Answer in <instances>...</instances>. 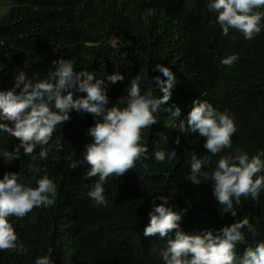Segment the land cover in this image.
<instances>
[{
    "label": "trees",
    "instance_id": "trees-1",
    "mask_svg": "<svg viewBox=\"0 0 264 264\" xmlns=\"http://www.w3.org/2000/svg\"><path fill=\"white\" fill-rule=\"evenodd\" d=\"M0 1L8 9L0 15V92L19 93L20 89L14 87L16 77L21 72L29 74L38 49L44 46L62 48V56L77 59L96 77L122 74L125 80L114 85L109 107L126 106L128 91L121 94L122 85L137 75L141 77L143 92L155 86L151 82L153 76L165 79L161 73L151 71L157 63L169 68L176 77L168 101L173 104L172 110L161 106L158 123L145 129L142 135L141 143L149 148V159L138 161L119 184L108 180L104 187L107 206L97 205L88 195L86 198L77 155L67 154L64 149L65 139H69L71 148L77 149L84 134L82 124H86L88 133L98 118L93 117L89 124L83 115L71 112L70 120L57 126L58 143H50L48 159L58 163L53 168L68 177L71 211L77 222L68 223L56 208L35 211L18 222L16 232L28 254L0 252V264H35L49 249L53 264H144L142 261L151 255L150 251L157 260L170 236L163 240L158 236L144 237L143 229L148 224L152 200L158 196L168 198L167 206L173 211L187 210L182 213L180 225L187 234L210 230L217 235L222 227L248 218L260 235L253 238L246 228L242 229L246 242L237 245L238 256L248 245L264 241V190L256 201L250 197H242L239 205L234 201L237 216L232 217L219 211L212 194L213 181L202 175L199 185L190 180L192 154L198 158L209 156L211 163L201 171L211 173L220 156L235 155L236 148L250 157L264 151V15L260 35L249 41L243 34L232 40L231 35L220 33L215 22L217 14L207 8L210 0H112L110 6L104 0H88L98 15L93 19L83 15L81 22L86 27L76 22L70 27L61 24L58 8L62 0ZM187 7L189 15L181 11ZM257 11L264 14V8ZM177 14L196 36L185 31V26L176 19ZM113 39L119 40L124 48L106 45ZM83 42H95L97 47L85 46ZM234 53L239 54V59L233 66L221 64L222 59ZM160 96L162 93L158 92ZM122 98L125 104L119 103ZM193 100H207L217 110H227L232 115L237 132L232 137L231 149L211 156L203 148V137L180 132L178 124L186 118ZM176 107L181 110L179 117L172 116ZM0 122L12 127L7 121ZM177 137L179 145L175 143ZM17 142L9 134L0 133L1 150H14ZM172 149L176 151L175 159L155 162V151ZM43 162L35 163L52 174L53 169ZM30 163L31 158L5 159L0 166L31 182L40 173L30 172ZM159 203L157 199L156 204ZM77 230L88 235L89 244L83 250H74L70 243V235ZM107 241L119 242L124 247L112 251Z\"/></svg>",
    "mask_w": 264,
    "mask_h": 264
},
{
    "label": "clouds",
    "instance_id": "clouds-1",
    "mask_svg": "<svg viewBox=\"0 0 264 264\" xmlns=\"http://www.w3.org/2000/svg\"><path fill=\"white\" fill-rule=\"evenodd\" d=\"M104 2L108 6L113 4L112 0ZM207 8L209 12L217 14L216 28L224 36L231 35L232 40L243 34L244 39L250 41L262 31L264 14L257 10L264 8V0H210ZM181 11L186 15L191 14L188 7ZM58 14L65 27L75 22L86 27L81 17L89 15L93 19L98 15L88 0H62ZM176 19L185 26L186 32L195 35L178 14ZM83 45L97 47L95 42H83ZM106 45L114 49L124 48L117 39L107 41ZM63 54L62 48H39L29 74L21 72L15 79L14 87L20 89L19 93L0 92V121L12 125L9 127L7 123L0 122V133H7L18 140L14 150L0 149V164L5 159L31 158L29 171L40 173L31 182H26L18 172L0 166V252L28 254V249L20 243L16 233L18 222L43 207L62 211L63 219L68 223L77 222L71 211L72 195L68 190V177L53 168L58 163L48 159L50 143H58L57 126L68 122L71 112L83 115L89 124L93 117L98 118L88 133L86 124H82L84 134L77 149L68 145L69 139H65L64 149L67 154L77 155L86 198H91L97 205L107 206L104 187L108 180L119 184L122 176L133 170L138 161L149 159V148L141 143L143 132L158 123L161 106L172 110L173 104L168 101L175 88L176 77L169 68L159 63L151 68L165 79L153 76L151 82L155 86L151 85L147 92H143L139 75L129 83L121 84V94L128 91L126 106L109 107L114 85L123 83L125 77L120 73L96 77L77 59L72 61ZM238 59L239 54L234 53L222 59L221 64L231 67ZM158 92L162 93L159 98ZM119 103L125 104V100L122 98ZM192 105L186 118L178 124L180 132L203 137V148L211 156L231 149L232 137L237 132L232 115L227 110H217L207 100H193ZM180 114L178 107L172 112L173 117ZM175 143L179 145V137ZM175 158V149L154 152L157 163L170 162ZM37 160H43L45 166L53 169V173H47L46 167L35 163ZM191 160V183L201 184V175L213 181L212 194L222 214L230 213L236 217L234 201L236 205L240 204L242 197L256 201L264 190V175L261 174L264 173V151H257L250 157L247 152L236 148L235 155L229 153L220 156L211 173L201 171L211 163L209 156L198 158L192 154ZM157 199L159 204H156ZM168 203L165 196L152 200L143 236H158L162 240L170 236V239H167V247L157 260L153 259L155 254L150 251L151 255L142 261L144 264H264V241L248 245L242 255H237V245L246 242L242 229L246 228L253 238L260 235L248 218L222 227L217 235L210 230L187 234L180 227L182 213L187 210L173 211L167 206ZM70 243L74 250L87 248V233L82 230L73 232ZM107 243L112 251L124 247L119 242ZM51 253L52 249H49L47 255L35 260V264H53Z\"/></svg>",
    "mask_w": 264,
    "mask_h": 264
},
{
    "label": "rangeland",
    "instance_id": "rangeland-1",
    "mask_svg": "<svg viewBox=\"0 0 264 264\" xmlns=\"http://www.w3.org/2000/svg\"><path fill=\"white\" fill-rule=\"evenodd\" d=\"M3 1V0H2ZM8 10L6 9V4L0 1V15L5 11Z\"/></svg>",
    "mask_w": 264,
    "mask_h": 264
}]
</instances>
